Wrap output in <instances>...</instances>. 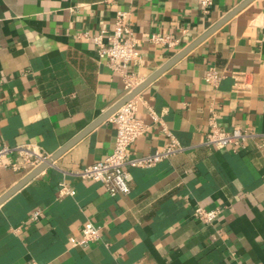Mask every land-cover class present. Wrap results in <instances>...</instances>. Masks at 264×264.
<instances>
[{
	"label": "crops",
	"instance_id": "0c3cea01",
	"mask_svg": "<svg viewBox=\"0 0 264 264\" xmlns=\"http://www.w3.org/2000/svg\"><path fill=\"white\" fill-rule=\"evenodd\" d=\"M244 1L0 0V146L52 156L121 100L124 75L96 42L102 35L109 43L118 12L139 40L125 72L142 82ZM155 33L178 44H155ZM210 68L216 82L206 79ZM137 99L148 129L129 154L163 150V124L186 148L130 167V191L111 195L75 174L113 150L116 124L101 122L0 204V264H264V146L204 144L212 119L264 132V0L248 3ZM19 157L0 165V197L36 167ZM199 205L222 212L208 224L195 216ZM88 221L101 226L100 238L73 244Z\"/></svg>",
	"mask_w": 264,
	"mask_h": 264
},
{
	"label": "built area",
	"instance_id": "2783aa9c",
	"mask_svg": "<svg viewBox=\"0 0 264 264\" xmlns=\"http://www.w3.org/2000/svg\"><path fill=\"white\" fill-rule=\"evenodd\" d=\"M204 5L211 3V0H202ZM150 40L155 44H167L175 46L178 40L170 36L155 33ZM98 43V53L101 57L108 59V64L115 70L123 73L125 81V94L130 93L141 82L134 74L125 72L128 64L137 59L139 40L136 33L125 21V12H118L112 32L109 36V43H104L102 35L96 37ZM206 79L216 82L219 76L214 68L207 71ZM1 105V99H0ZM137 96L125 102L112 116L111 120L116 124L117 137L111 153L105 158L78 169L75 174L84 179H91L103 183L111 195L128 193L130 191L131 173L130 167L152 166L157 162L183 151L186 147L181 144L176 135L166 127L164 128L168 136V142L161 151L143 156H132L129 148L147 129L146 122L137 115ZM155 119H159L154 115ZM250 139L259 142L260 147L264 146V132H257L251 128L235 125L227 129L220 126L214 119L211 121V128L207 133L204 144L210 147L242 146ZM18 152L20 162L27 165L37 166L50 156L43 152L34 151L28 146H0V165L4 158L12 153ZM67 187L63 188L65 191ZM220 208H205L199 205L195 209V216L208 224L214 223L220 216ZM40 210L35 211L34 218H38ZM101 226L92 221H88L82 229L79 238H71L73 244L88 245L100 238ZM136 264V263H132Z\"/></svg>",
	"mask_w": 264,
	"mask_h": 264
},
{
	"label": "water",
	"instance_id": "95a60500",
	"mask_svg": "<svg viewBox=\"0 0 264 264\" xmlns=\"http://www.w3.org/2000/svg\"><path fill=\"white\" fill-rule=\"evenodd\" d=\"M252 0H245L241 4H239L236 8H234L231 12H229L226 16H224L217 24L212 26L208 31L202 34L197 40H195L190 45L186 46L182 50H180L176 55H174L167 63H165L162 67L156 70L153 74H151L148 78L142 81L139 85H137L130 93L125 94L121 100H119L115 105H113L107 112H105L102 116L93 121L87 128H85L81 133L75 136L70 142L64 145L60 150H58L55 154L50 156L47 160L43 161L39 165H37L29 174H27L21 181L15 184L12 188H10L7 192H5L0 197V204H2L7 198H9L12 194H14L17 190L23 187L26 183H28L33 177L39 174L41 171L46 169L55 159H57L61 154H63L66 150H68L71 146H73L77 141H79L82 137H84L88 132L94 129L101 122L111 118V116L128 100L137 96L144 88H146L156 77L162 74L165 70H167L170 66L176 63L178 60L183 58L188 52H190L197 44L203 41L207 36L213 33L219 26H221L224 22L233 17L237 12L243 9L248 3Z\"/></svg>",
	"mask_w": 264,
	"mask_h": 264
}]
</instances>
